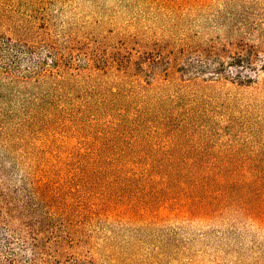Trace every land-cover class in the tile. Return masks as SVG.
<instances>
[{"label":"rangeland","instance_id":"1","mask_svg":"<svg viewBox=\"0 0 264 264\" xmlns=\"http://www.w3.org/2000/svg\"><path fill=\"white\" fill-rule=\"evenodd\" d=\"M260 17L264 0H0V33L27 31L24 61H47L13 66L0 42V107L13 110L0 160L18 195L56 210L37 264H264V68L213 48ZM51 40L83 47L64 78ZM42 70L35 110L13 94Z\"/></svg>","mask_w":264,"mask_h":264},{"label":"trees","instance_id":"2","mask_svg":"<svg viewBox=\"0 0 264 264\" xmlns=\"http://www.w3.org/2000/svg\"><path fill=\"white\" fill-rule=\"evenodd\" d=\"M16 30V29H15ZM14 32V31H13ZM15 33V32H14ZM17 34V33H15ZM27 35V31L20 33V36L17 38H11L9 36L2 35L0 33V42H3L7 47L13 51L11 55L14 56L12 59L13 66H20L24 62L30 64L31 66L40 67V63L47 62L45 59L41 60L40 58L35 57H26L24 61L23 55H28L27 53H34V45L29 43L28 40H25L21 36ZM48 36H52L49 34ZM46 50L49 51L48 58L53 61V76L55 78H64L66 74H71V70L79 68L73 59L74 53L77 51H82L83 47L71 48L60 50L54 41L47 42ZM228 45H231L232 48H235V54L233 56V64L238 67H245L249 69L259 68L258 60H261V68H264V17H260L256 20L250 27L243 26L232 39H227L223 42L222 46L219 47L217 44H213V48L218 49L227 48ZM234 46V47H233ZM69 50V55L67 51ZM71 57V59H68ZM47 58V59H48ZM93 60V58H91ZM217 63H220V60L217 59ZM17 68V67H15ZM9 73L7 69H0V81L1 74ZM47 70L38 71L35 75H29L30 79H25L23 81H31L32 86L29 89L22 86L21 94H13L14 98L26 100L30 102L31 106L33 101L37 100V105L35 110L40 106V99H42V91H44L42 81L49 76L50 74ZM11 76L15 77V74L12 73ZM28 77V76H27ZM24 77V78H27ZM17 78V76H16ZM251 77H248L250 80ZM247 80V79H246ZM0 83V89H1ZM61 87V86H60ZM24 88V89H23ZM38 89V92H33L35 89ZM59 95H62L59 93ZM7 99H12V95H9ZM39 103V104H38ZM31 106L29 108H24L23 119L19 122L20 125H26V122L32 113ZM21 108L15 109L17 114H19ZM13 112L12 109L7 107H0V123L3 127L7 118L13 116H3L8 113ZM14 117L16 114L14 113ZM27 119V120H26ZM24 121V122H23ZM7 128H12L7 126ZM11 135L7 136V139L11 140ZM11 142V141H10ZM7 151V150H6ZM8 153V152H7ZM8 156L5 154V157ZM15 163V162H14ZM8 176V170L4 164L3 160H0V237L4 241L2 245L0 242V264H37L38 262H44L46 260L45 253L49 250V243H45L46 235V219L54 218L55 207L53 204L46 203L47 198L39 197L38 200L31 201V198L35 196L34 193H24L25 197L18 195L20 192L15 188L11 187ZM81 187V188H80ZM76 188L82 189L79 195V208L76 209V212L83 210V201L85 200V193L83 191V184L81 182L77 183ZM63 197V203L61 206H57L59 209L60 217L64 218L72 212V203L73 196L67 194ZM71 234H67V237H63L62 240H56V244H62L63 242H69ZM18 246V248H16ZM30 250V255H26L27 247Z\"/></svg>","mask_w":264,"mask_h":264}]
</instances>
